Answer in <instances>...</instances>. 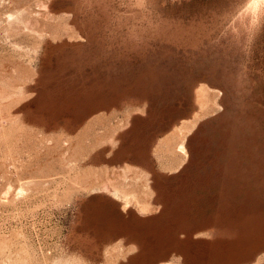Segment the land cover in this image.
<instances>
[{
	"label": "rangeland",
	"instance_id": "obj_1",
	"mask_svg": "<svg viewBox=\"0 0 264 264\" xmlns=\"http://www.w3.org/2000/svg\"><path fill=\"white\" fill-rule=\"evenodd\" d=\"M0 264H264V0H0Z\"/></svg>",
	"mask_w": 264,
	"mask_h": 264
}]
</instances>
